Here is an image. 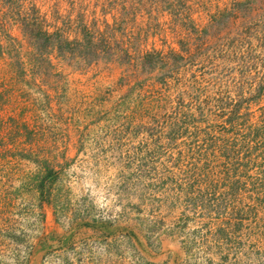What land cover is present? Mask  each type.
Listing matches in <instances>:
<instances>
[{
    "label": "rangeland",
    "instance_id": "1",
    "mask_svg": "<svg viewBox=\"0 0 264 264\" xmlns=\"http://www.w3.org/2000/svg\"><path fill=\"white\" fill-rule=\"evenodd\" d=\"M0 264H264V0H0Z\"/></svg>",
    "mask_w": 264,
    "mask_h": 264
},
{
    "label": "trees",
    "instance_id": "2",
    "mask_svg": "<svg viewBox=\"0 0 264 264\" xmlns=\"http://www.w3.org/2000/svg\"><path fill=\"white\" fill-rule=\"evenodd\" d=\"M24 27H25L24 30H30V32H34V31L36 30V29H33L32 26H31V27H28L26 24H24ZM28 28H29V29H28ZM36 32H37V30H36ZM36 34H37V35L34 36L35 40H37L38 38H40V37H42V36H43L45 39L48 40V39L51 37V35H52V34L46 32V31H42V30L38 31ZM93 38H94V37H92V36H87V35H85V39L82 40L81 43H83V44H87L88 42L91 43V41H93ZM58 40H60L61 42H64V43H68V41H67L66 39H58ZM85 40H86V43H84ZM93 42H94V41H93ZM59 49L62 50L63 47H60ZM96 50H98V49L96 48ZM36 51H38V49H37ZM90 53L95 54L94 51H92L91 49H90ZM150 54H151V53H146V54L143 56L142 59H143L144 65L147 64V63H146V62H147V58H148V56H149ZM15 56H16V55H15ZM18 58H19V54H17V58H16V59H18ZM33 60H35V61H36V65H38L37 62L39 61V55H35V53H34V55H33ZM16 64H17V65L19 64V60H16ZM16 67H18V66H16ZM51 173H52V170H51V169H47L45 175L42 176V177H39V178L37 179L36 184H35V188H36V190L38 191L39 199H40L42 202L45 201V198L49 197L47 192H48V190H49V188H50V185L52 184V181H53V177H51Z\"/></svg>",
    "mask_w": 264,
    "mask_h": 264
}]
</instances>
